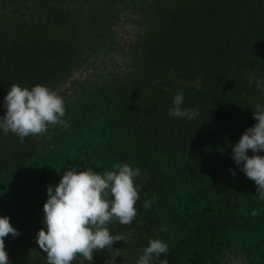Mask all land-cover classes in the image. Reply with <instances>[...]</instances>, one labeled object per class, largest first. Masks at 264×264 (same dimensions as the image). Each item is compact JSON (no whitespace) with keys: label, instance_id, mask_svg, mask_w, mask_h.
<instances>
[{"label":"trees","instance_id":"obj_1","mask_svg":"<svg viewBox=\"0 0 264 264\" xmlns=\"http://www.w3.org/2000/svg\"><path fill=\"white\" fill-rule=\"evenodd\" d=\"M127 20L136 31L125 70L108 83L73 80L99 53L114 49V29ZM257 78H264V0H0V116L15 83L54 90L70 117L67 128L49 125L23 143L0 133V188L13 197L11 214L1 208L0 216L19 231L4 238L10 264H47L35 237L47 187L61 179L49 170L57 171L62 156L70 161V153L100 174L120 162L141 170L135 219L108 224L123 240L94 252L92 264H137L155 238L169 252L153 264H198L211 251L209 264H216L219 241L249 230L255 214L264 226V199L231 158L232 145L256 123L255 104L264 103ZM178 91L182 107L198 109V117L169 114ZM90 126L101 140L89 150L80 142ZM30 162L34 190L21 185L30 178L23 172ZM179 191L201 210L165 222V203ZM145 200H152L147 210ZM71 264L89 262L77 254Z\"/></svg>","mask_w":264,"mask_h":264},{"label":"clouds","instance_id":"obj_2","mask_svg":"<svg viewBox=\"0 0 264 264\" xmlns=\"http://www.w3.org/2000/svg\"><path fill=\"white\" fill-rule=\"evenodd\" d=\"M257 88L264 93V78L256 79ZM184 93L178 91L172 101L169 114L189 121L199 116L198 109L183 108ZM0 116V133L16 135L20 142L29 136L44 134L49 125L67 128L64 117V99L54 90L41 84L24 87L9 86L4 97ZM253 110V109H252ZM256 123L247 128L239 141L232 145V159L247 178L254 181L256 192L264 199V103H256L253 110ZM251 150L253 155H248ZM232 176L235 171L229 169ZM141 175L139 167L120 162L103 174L92 168L78 166L67 168L57 185H48V199L43 205V227L37 232L35 242L46 253L47 264H71L77 254L92 264L94 252L113 249L122 236H113L108 224L117 221L130 225L137 215L135 204L140 199L141 185L135 179ZM152 200H145L147 210ZM161 231H166L162 228ZM19 236L8 216H0V264H10L4 238ZM169 247L160 238L150 239L143 248L137 264H153ZM159 264H168L167 259Z\"/></svg>","mask_w":264,"mask_h":264},{"label":"rangeland","instance_id":"obj_3","mask_svg":"<svg viewBox=\"0 0 264 264\" xmlns=\"http://www.w3.org/2000/svg\"><path fill=\"white\" fill-rule=\"evenodd\" d=\"M135 31L134 23L129 20L118 24L114 29V49L110 52L104 50L99 53L96 61L92 62L91 65L88 64L74 74L73 80L85 83L90 82L91 84H97L102 81L108 83L117 73L123 72L128 65L127 46L133 39ZM67 88H72L70 82L66 85L67 91H65L67 94H70L72 90L68 91ZM65 98H69V96H65ZM69 118L68 115L64 117L65 120ZM88 129L90 132L84 133L80 143H85V147L90 150L94 147L95 143L100 142L101 137L97 127L90 126ZM77 154L70 153V161L67 157L62 156L59 160L57 171L52 172V170H49V175L53 179L56 175L62 177L66 171H64V168L67 169L73 166L84 169V163L79 157H76ZM35 167L36 165L33 166L31 162L27 163L23 168V172L30 174L32 170H35ZM40 167L45 168L44 162L41 161ZM27 176H30V178L25 179V182L21 183V185H24L28 190L36 189L34 183L35 176L32 177L31 174ZM3 186L5 185H2L0 188V214H2V209L11 214L13 210L11 203L13 197H10L11 191L8 192L9 194H7V191H3ZM200 210L201 205H196L190 194L179 191L177 197L175 196L171 201L165 203L162 218L165 222L170 218L175 219V217H178V220H183L189 215L197 217ZM256 216V214L253 216L251 223L253 227L250 226L249 230L244 228L242 231L228 235L225 240L219 241L220 246L216 248V257H214L216 264H264V226L261 228V223L256 219ZM213 254L214 251H211L205 257L203 255V259L198 264H209V257Z\"/></svg>","mask_w":264,"mask_h":264}]
</instances>
